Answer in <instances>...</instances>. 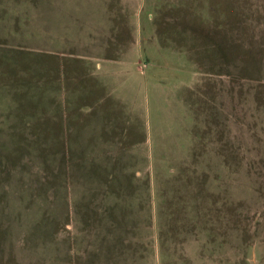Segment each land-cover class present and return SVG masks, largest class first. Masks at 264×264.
Masks as SVG:
<instances>
[{"label": "rangeland", "instance_id": "1", "mask_svg": "<svg viewBox=\"0 0 264 264\" xmlns=\"http://www.w3.org/2000/svg\"><path fill=\"white\" fill-rule=\"evenodd\" d=\"M0 264H264V0H0Z\"/></svg>", "mask_w": 264, "mask_h": 264}, {"label": "crops", "instance_id": "2", "mask_svg": "<svg viewBox=\"0 0 264 264\" xmlns=\"http://www.w3.org/2000/svg\"><path fill=\"white\" fill-rule=\"evenodd\" d=\"M230 262H232V261H230Z\"/></svg>", "mask_w": 264, "mask_h": 264}]
</instances>
